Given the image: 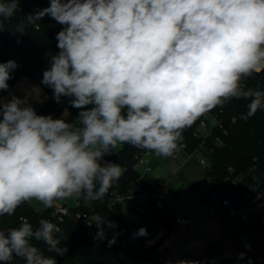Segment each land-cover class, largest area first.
Here are the masks:
<instances>
[{
	"label": "clouds",
	"instance_id": "obj_1",
	"mask_svg": "<svg viewBox=\"0 0 264 264\" xmlns=\"http://www.w3.org/2000/svg\"><path fill=\"white\" fill-rule=\"evenodd\" d=\"M17 9L19 0H0V29ZM46 15L62 27L42 83L80 111L74 123L37 114L28 102L35 88L0 96V216L32 200L45 208L71 197L100 201L124 173L105 157L123 145L169 157L185 128L226 101L247 100L250 116L264 110V89L245 85L264 70V0H50L14 33L25 24L39 30ZM17 67L0 63V92ZM58 232L47 219L0 229V262L57 264L49 253L67 252Z\"/></svg>",
	"mask_w": 264,
	"mask_h": 264
},
{
	"label": "trees",
	"instance_id": "obj_2",
	"mask_svg": "<svg viewBox=\"0 0 264 264\" xmlns=\"http://www.w3.org/2000/svg\"><path fill=\"white\" fill-rule=\"evenodd\" d=\"M49 3L50 0H19V9L14 16L2 21L4 32L0 33V63L14 59L18 64L12 73L13 78L8 81L10 87L23 76L41 86L44 85L42 83L43 72L48 69L47 59L59 51L56 35L62 26L46 15L39 21V30L33 25L25 24L22 34L14 33V31L25 16L48 7ZM245 85L249 88L263 89L264 70L254 73L245 81ZM6 92H0V96ZM70 99L63 97L61 101L57 102L49 97L40 106L37 114L60 118V112L66 111L70 114V119L66 121L74 123L80 110L71 106ZM248 103L244 99L229 100L207 111L217 114L222 124L221 127L214 128L212 136L207 140V147L211 150L209 158L212 166L206 170L211 180L208 191L220 199L226 197L236 199L251 174L264 168V110H258L245 121L231 122L233 117L245 110ZM202 117L203 114L194 121L190 138L179 142L184 144L189 152L200 144V141L194 137V131ZM216 138L221 141L220 145H216ZM145 152V150L125 144L105 157V160L119 164L124 169V173L119 181L108 189L102 200L89 203L82 196L85 203L80 207V210L96 216V220L90 227V232L71 218H66L60 223L56 236L61 241V247L67 248V252L62 256L49 253L55 257L57 264H138L141 261L154 264L157 245L151 246L140 235H136L128 222L121 215L112 213L107 205L111 193L116 191L123 194L131 187L132 183L137 181L139 171L133 168V158L135 155H142ZM238 177L240 180L235 181ZM141 188L145 189L148 186L146 183H142ZM74 210L72 209V211ZM147 213L165 227V235L175 224L174 220L169 218L164 211L149 210ZM50 217V210L36 213L24 203L16 209L13 215L0 216V229L7 230L18 227L23 219H27L36 227L41 219L50 221ZM102 219L104 222L98 227L97 223ZM108 221L114 222L116 227H110ZM101 229L103 230L102 239L97 238ZM113 239L115 243L109 246V241ZM33 243L45 250V254H48L43 243L37 241H33ZM231 260H234L236 264H249V262L264 264V234L244 257L228 261ZM194 261L199 264H207L198 258ZM225 262L227 260L221 263ZM13 264H24V261L21 258H15Z\"/></svg>",
	"mask_w": 264,
	"mask_h": 264
},
{
	"label": "crops",
	"instance_id": "obj_3",
	"mask_svg": "<svg viewBox=\"0 0 264 264\" xmlns=\"http://www.w3.org/2000/svg\"><path fill=\"white\" fill-rule=\"evenodd\" d=\"M49 68V66H48ZM38 89V99L36 94L29 96V103L35 108L36 112L40 106L50 97L51 90L47 86L39 85L27 77H20L7 91L3 97L10 98L13 93L21 98L33 89ZM164 157H157L151 153L150 172L152 177L148 180H156L157 183L163 182L161 172ZM165 165V164H164ZM186 165V164H185ZM185 165H178V173L184 171H195V166L185 169ZM158 169V171H156ZM158 174H157V173ZM208 175V174H207ZM165 183L168 180H164ZM211 184V183H210ZM208 185L191 184V190L176 184L170 186L174 197L171 203L167 204L164 213L173 219L181 214L187 215L194 221V225L181 227L174 224L170 232L165 235V227L155 220L149 213H135L129 207L123 206L121 216L128 222L129 226L137 233L140 228L147 229V235L141 236L149 245H157V254L154 264H177L180 260L200 259L207 264H236L229 259L241 258L248 251L246 244L249 239H258L264 232V226L257 219L241 221L239 219H221L216 215L205 213L207 204L215 198L214 193L209 192ZM248 239L244 241V237ZM227 260L225 263H221Z\"/></svg>",
	"mask_w": 264,
	"mask_h": 264
},
{
	"label": "built area",
	"instance_id": "obj_4",
	"mask_svg": "<svg viewBox=\"0 0 264 264\" xmlns=\"http://www.w3.org/2000/svg\"><path fill=\"white\" fill-rule=\"evenodd\" d=\"M3 29L0 30L2 34ZM264 89V88H263ZM50 97L53 99L51 90ZM63 97L60 98V101ZM56 100V99H55ZM231 100H236L235 98ZM248 104L245 110L239 115L233 117L231 122L236 120L245 121L251 116L248 115ZM222 124L217 114L205 112L203 117L194 131V137L200 141L199 146L193 151L186 150L184 144H180L179 150L171 156L173 160L179 162L181 166L185 165L189 160L195 159L196 163L204 169H209L212 162L209 158L211 150L207 147V140L212 136L214 128L221 127ZM221 141L216 138V145H220ZM121 148V147H120ZM118 148V149H120ZM151 152L146 151L142 155H135L133 158V168L139 171L137 181L132 183L131 187L123 194L119 192L111 193L107 203L109 210L115 215H121L123 206L129 207L135 213L148 212L149 210L165 211L167 204L171 203L174 194L166 183H157L156 180H148L146 174L150 172ZM141 167V171L139 168ZM240 180V179H239ZM146 183L148 188H141V184ZM36 213H44L47 210L51 211L50 221L59 228L66 218L78 222L86 227L90 232L92 223L96 220L93 214H87L80 210V207L85 203L81 197H75L72 204H67L65 199L57 200L52 207L45 208L39 201L32 200L28 202ZM72 209L74 211H72ZM205 213L216 215L221 219H239L248 221L257 219L264 223V168L259 169L251 174L250 179L243 186L236 199L217 198L211 200L206 207ZM176 225L181 227L194 225V221L187 215L181 214L174 218ZM248 239L244 237V241ZM138 264H151L148 261H141Z\"/></svg>",
	"mask_w": 264,
	"mask_h": 264
},
{
	"label": "rangeland",
	"instance_id": "obj_5",
	"mask_svg": "<svg viewBox=\"0 0 264 264\" xmlns=\"http://www.w3.org/2000/svg\"><path fill=\"white\" fill-rule=\"evenodd\" d=\"M49 60H50V58L47 59V65L50 67ZM59 117L65 119V120H68V119H70V114L66 111H62V112H60ZM192 127H193V124L184 129V131L182 133V140L180 142H184L190 138ZM186 129H188V130H186ZM163 160H164L163 166H162L161 171H159V172H161L163 177H164L163 182L165 183L164 180H168L166 182V184H168L172 187H174L176 184H178L179 186L181 185L183 188L188 189L190 191L191 190V187H190L191 184H195V185L203 184L205 186V185H208L211 183L210 177L207 175L206 169L199 166L196 163L195 159L189 160L186 163V165L184 166L185 169H188V168H191L190 167L191 165H194L195 171L191 172V170H187V171H184V173L179 174L178 176H177V173H178V168H179L178 165H180L179 162L176 160H173L171 158V156L164 157ZM180 168H181V166H180ZM139 170L140 171L142 170L141 167L139 168ZM156 171H158V169ZM152 174H154V172L153 173L149 172L146 174V176L151 178ZM239 179H240V177H238L235 181H238ZM74 198L75 197L67 198V199H65V202L70 205L73 203ZM26 205L29 209H32V207L30 206V204L28 202H26ZM262 226H264V223H262ZM263 234H264V232H263ZM262 235L259 238H261ZM258 239H255V240L249 239L248 240V242L246 243L248 245V250L255 244V242Z\"/></svg>",
	"mask_w": 264,
	"mask_h": 264
}]
</instances>
